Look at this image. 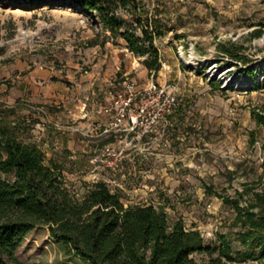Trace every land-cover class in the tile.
<instances>
[{
    "label": "rangeland",
    "instance_id": "1",
    "mask_svg": "<svg viewBox=\"0 0 264 264\" xmlns=\"http://www.w3.org/2000/svg\"><path fill=\"white\" fill-rule=\"evenodd\" d=\"M142 1L163 9L169 27L155 41V73L123 39H111L93 13L0 2V103L30 105L18 115L39 121L32 139L46 162L61 166L77 197L103 181L125 205L151 204L169 225L181 219L198 229L213 249L217 235H226L234 257L226 264H259L240 260L238 252L258 256L260 248L239 242L243 229L218 194L238 198L243 184L264 193V129L251 116L264 103V4ZM182 54L196 60L188 64ZM211 62L229 84L209 75ZM236 81L248 84L236 89ZM119 106L126 115L111 126ZM141 107L147 112L132 128L128 114ZM104 147L119 158H105ZM250 197L244 195L241 205ZM15 255L19 264H88L46 227L28 233ZM215 256L216 250L192 254L201 264Z\"/></svg>",
    "mask_w": 264,
    "mask_h": 264
},
{
    "label": "trees",
    "instance_id": "2",
    "mask_svg": "<svg viewBox=\"0 0 264 264\" xmlns=\"http://www.w3.org/2000/svg\"><path fill=\"white\" fill-rule=\"evenodd\" d=\"M7 1L93 13L111 39H123L130 52L145 57L153 73L160 68L155 41L169 27L158 5L150 8L142 0ZM18 104L0 103V264H19L17 248L38 227H46L53 240L88 264H201L192 254L212 250L217 256L207 264L234 261L226 235H217L219 245L213 249L198 229L186 228L181 219L169 225L165 213L151 204L125 205L120 194L103 181L91 183L85 195L77 197L67 187L61 166L51 159L46 162L41 145L32 139L31 130L39 121L18 115L30 105ZM251 116L264 129V103L252 108ZM243 186L236 191L238 198L218 196L235 211L233 222L243 229L239 242L260 248L258 256L249 249L238 252L240 260L264 264V193ZM247 194L251 197L241 205L240 199Z\"/></svg>",
    "mask_w": 264,
    "mask_h": 264
},
{
    "label": "built area",
    "instance_id": "3",
    "mask_svg": "<svg viewBox=\"0 0 264 264\" xmlns=\"http://www.w3.org/2000/svg\"><path fill=\"white\" fill-rule=\"evenodd\" d=\"M130 88L133 87V85H129ZM127 101H125V104H127L130 101V98L128 97L126 99ZM118 101L116 100V103ZM120 107V106H119ZM107 110V109H106ZM147 112V109L144 107H141L139 109H137L136 111H134L133 113L128 114V124L133 128L135 126V124L137 123L138 117L145 115V113ZM150 117L154 118L156 117V115L154 114V110H151L150 112ZM125 113H124V107H120L119 109L117 108L113 119L110 122L111 126H118L121 124L123 118L125 117ZM105 149V158L108 157H112V159H118L119 158V153H115L114 151H112L109 147H104ZM114 161H110L109 163H107V165L110 168L115 169L114 167Z\"/></svg>",
    "mask_w": 264,
    "mask_h": 264
},
{
    "label": "bare ground",
    "instance_id": "4",
    "mask_svg": "<svg viewBox=\"0 0 264 264\" xmlns=\"http://www.w3.org/2000/svg\"><path fill=\"white\" fill-rule=\"evenodd\" d=\"M182 58H183V59L186 61V63H188V64H192V63H194V61L196 60L192 54H191V56H190L189 58H186V57L182 54ZM212 64H213L212 62L209 63V65H210L209 75H210L211 77L216 78V79H222V81H224V82H226L227 84H229V83H230V82H228L229 79L226 78V77L223 78V77H222V76H223L222 71L215 69V66L212 65ZM233 84H234V85H233L234 88H236V89H240V88L243 87L244 85L246 86V85L248 84V82L236 81V82H234Z\"/></svg>",
    "mask_w": 264,
    "mask_h": 264
}]
</instances>
